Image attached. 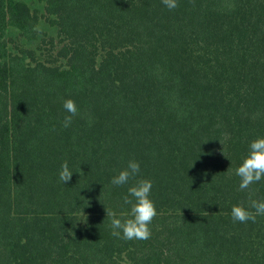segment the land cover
<instances>
[{
  "label": "trees",
  "instance_id": "trees-1",
  "mask_svg": "<svg viewBox=\"0 0 264 264\" xmlns=\"http://www.w3.org/2000/svg\"><path fill=\"white\" fill-rule=\"evenodd\" d=\"M35 1L0 0V264H264V216L231 217L264 200L235 175L264 138V0ZM141 179L151 237L116 238Z\"/></svg>",
  "mask_w": 264,
  "mask_h": 264
},
{
  "label": "clouds",
  "instance_id": "clouds-1",
  "mask_svg": "<svg viewBox=\"0 0 264 264\" xmlns=\"http://www.w3.org/2000/svg\"><path fill=\"white\" fill-rule=\"evenodd\" d=\"M162 3L169 10H174L179 6L178 0H162ZM63 108L70 114L63 121V126L67 128L71 125L73 117L78 114V109L71 99L63 102ZM220 142L223 144L222 141ZM222 152L228 158L224 147ZM227 171H231V168ZM139 172L140 164L135 160H130L127 167L112 178L111 183L118 187L127 185ZM72 175L73 172L69 169L68 162H63L59 172L60 182L64 184L70 182ZM235 175L240 178V191L249 190L252 184L264 179V138H257L250 143L248 155L243 159L241 165L235 169ZM152 186L151 180L141 179L128 188V194L123 198V201L124 204L131 205L130 218L122 220L117 217L115 212L106 209L107 217L110 218L112 236L128 241L150 239L151 229L149 225L157 215L155 204L150 199ZM252 195L249 192L247 208L242 205L232 207L231 217L233 222H256L257 216H264V200L253 199Z\"/></svg>",
  "mask_w": 264,
  "mask_h": 264
},
{
  "label": "rangeland",
  "instance_id": "rangeland-1",
  "mask_svg": "<svg viewBox=\"0 0 264 264\" xmlns=\"http://www.w3.org/2000/svg\"><path fill=\"white\" fill-rule=\"evenodd\" d=\"M25 1H27L33 8H40L43 10V6L37 3L35 0H25ZM40 29H42L43 32L47 31V33H44V34H47L46 35L47 38H51L52 36L56 37V31L48 28L46 25L42 24L40 26Z\"/></svg>",
  "mask_w": 264,
  "mask_h": 264
}]
</instances>
